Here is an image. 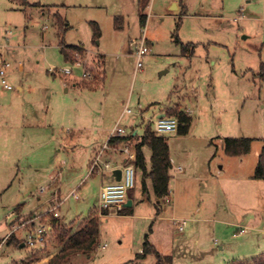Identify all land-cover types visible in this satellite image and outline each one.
Listing matches in <instances>:
<instances>
[{"label":"rangeland","instance_id":"rangeland-1","mask_svg":"<svg viewBox=\"0 0 264 264\" xmlns=\"http://www.w3.org/2000/svg\"><path fill=\"white\" fill-rule=\"evenodd\" d=\"M23 1L0 0V54L12 63L8 77L13 86L7 91L0 85V264H37L41 255L56 250L57 232L47 231L43 246L7 243L16 226H10L8 216L18 205L40 214L55 205L46 202L51 174L59 178L62 201L81 185V199L71 196L59 208L62 219L85 217L97 204L102 183L101 175L88 174L91 141L99 152L117 124L142 135L162 109L185 107L192 116L189 132L164 135L173 201L164 199L162 217L155 218L150 201L156 198L148 182L150 199L142 201L146 195L138 171L133 213L119 216L125 213L120 210L99 218L106 247L98 246L82 264H156L153 254L139 256L146 234L161 254L175 255L172 264H231L262 256V231L233 237L229 229L224 238L214 233V224L220 219L226 228L225 221L253 225L251 217L264 203V180L252 177L264 146V0H151L144 26L138 0ZM60 20L67 27L62 36ZM143 34L150 51L136 70V42ZM61 40L85 50L74 51L76 61H68ZM51 68H70L72 74L56 75ZM73 77L93 80L95 87L74 85ZM19 85L24 91L17 90ZM127 107L132 112L123 114ZM226 137L253 139L251 151L228 156ZM144 153L150 166V149ZM177 166L183 171L177 173ZM52 215L14 232L21 236L47 225ZM181 218L189 219L184 231L177 228ZM259 218L264 226V213ZM81 222L70 224L76 228Z\"/></svg>","mask_w":264,"mask_h":264},{"label":"trees","instance_id":"trees-1","mask_svg":"<svg viewBox=\"0 0 264 264\" xmlns=\"http://www.w3.org/2000/svg\"><path fill=\"white\" fill-rule=\"evenodd\" d=\"M151 0H138V12L139 19L142 26L146 24L147 14L145 10L149 6ZM117 20H122L121 17ZM61 23L60 34H65L67 27ZM94 26V37H100V30L96 23ZM61 51L68 61H76L73 54L74 51L84 49V46L80 45H68L61 40ZM191 47L187 45L186 47ZM261 78L264 79V65L261 69ZM78 86L93 88L94 81H81L77 83ZM168 116L175 117L178 120L177 131L179 134H186L189 132L192 122V117L183 110L176 108H169L166 111ZM128 140L135 153V159L133 161L135 171H140L142 174V191L149 195L150 189L148 182L151 185L152 192L156 198L154 206L156 208V215H160L162 211V201L170 195V185L172 175L170 174L171 163L165 162V159L169 158V144L168 138L164 135L156 134L151 124L145 127L142 135L133 134V131L129 132L124 137H115L110 140L111 143L120 144ZM253 139L246 137H226L224 138L223 149L225 154L228 156H243L248 154L252 148ZM148 147L151 151L150 155V166L147 163V158L144 153V148ZM254 179L264 180V146L259 154L258 161L256 164L255 171L252 176ZM135 187V186H134ZM134 187L129 189L128 194L132 197ZM132 207H124L122 210L125 212L131 211ZM121 210V211H122ZM109 211L107 209L102 210L103 215H107ZM55 226L58 230V240L62 243V248L55 254L50 260L49 264H71L74 257L84 255L90 256L95 252L99 246V235H100V221L99 217L91 214L76 227L72 224L62 225L57 217L54 219ZM151 230V227H150ZM8 245L20 246L22 241H18L13 234L9 237ZM149 254H153L157 262L156 264H172V255H163L157 248L149 241L148 234L144 237L142 252L139 254L141 257H146ZM231 264H264V256H258L253 258L251 261H239L234 260Z\"/></svg>","mask_w":264,"mask_h":264},{"label":"built area","instance_id":"built-area-1","mask_svg":"<svg viewBox=\"0 0 264 264\" xmlns=\"http://www.w3.org/2000/svg\"><path fill=\"white\" fill-rule=\"evenodd\" d=\"M137 49H136V57H137V69H140L143 66V58L144 56L150 51L147 39L145 35L143 34L140 41L136 42ZM12 67V63L6 59L2 55H0V85H2L7 90H12L13 86L10 84L8 79V70ZM53 73L56 75H71L72 70L70 68H64V69H50ZM90 74L86 71L84 72V77H88ZM132 110L130 108H125L124 113H131ZM152 123V129L153 131L158 135H166L170 134L172 132H175L178 128V120L175 117L168 116L165 114L163 117L156 116L155 118L151 119ZM128 133L125 131L124 128L119 126L118 124L112 129L111 134L109 136L108 141L101 146L100 151L96 154L95 158L91 162L89 174H99L101 176H104V173L106 171L108 172H114L116 169L122 170V176L119 181L114 182H104L100 186L99 191V203L101 209H107L113 214H117L120 210H122L125 207L126 197L128 195L129 189L133 188L136 184V171L133 164V161L135 159V153L133 151L132 145L128 140H125L124 142L120 143V150L125 155V160L123 164L118 165L116 162L110 161V160H103V155L107 149L115 145L114 143H111L110 140L115 137H124ZM177 172L183 171V168L181 166H177L175 168ZM73 195L74 192L72 193ZM77 196V195H75ZM67 199V198H66ZM59 208L60 203H56L54 206H52L51 209H49L45 213L37 214L31 219L25 223L18 224L15 226V229H13L10 233H14V231L18 228L25 227L27 223H35L39 221L43 216L50 212L55 217L59 216ZM189 222V219L187 218H181L178 220L177 228L179 231L185 230V227L187 226ZM248 230L245 226H239V230L234 234L235 236H238L240 234L246 233ZM48 231V227L45 224H39L35 226L33 229H30L27 231L26 234V243L32 247H38L43 246L45 244L46 239V233ZM215 242L217 243V239H215ZM106 244H104L102 247L104 248Z\"/></svg>","mask_w":264,"mask_h":264},{"label":"crops","instance_id":"crops-1","mask_svg":"<svg viewBox=\"0 0 264 264\" xmlns=\"http://www.w3.org/2000/svg\"><path fill=\"white\" fill-rule=\"evenodd\" d=\"M24 2V4H28V1L26 2L25 0L23 1ZM31 5V4H30ZM36 5V4H35ZM179 6H177V4H172L171 5V8H173V9H175L176 10V8H178ZM149 16H150V13L149 14H147V20H146V23H147V21H148V19H149ZM162 20H163V18H162ZM1 55V54H0ZM3 56V55H2ZM21 69H23L22 68V66L20 65L19 66V68H17V70L18 71H21ZM136 70H139V69H137V66H136V68H135ZM11 73V72H10ZM8 79H9V77H8ZM71 80H72V82H75L76 81V83L74 84V85H77V83L80 81V80H78L77 78H71ZM84 80V79H83ZM83 80H81V81H83ZM5 90H7V89H5ZM17 90L19 91V92H22V91H24V86H22V85H19L18 87H17ZM7 91H10V90H7ZM185 109H188L187 107H185ZM183 110V111H185L186 112V110ZM182 110V109H181ZM166 109L164 110V109H162L159 113H158V115L157 116H159L160 114H162V113H165L166 114ZM190 111V110H189ZM123 114H125L124 112H123ZM24 115V114H23ZM22 115V116H23ZM190 116H191V113L189 114ZM25 116V115H24ZM26 117V116H25ZM25 117H21L22 119V121H21V124L22 125H24L25 123H26V118ZM36 117H40V113L38 112L37 113V116ZM192 117V116H191ZM20 120V119H19ZM35 120V119H34ZM44 120L45 119H43V118H38L37 119V121H39L40 123L41 122H44ZM18 121V120H17ZM23 122V123H22ZM192 123V122H191ZM34 124V123H33ZM36 124L38 125L39 123H37L36 122ZM39 126V125H38ZM131 131H133V134H138V129H132ZM130 131V132H131ZM127 133H129V132H127ZM55 137V134H52V138H54ZM107 139H109V135L107 136V138H106V140H105V143H106V141H108ZM49 140H53V139H49ZM104 142H103V144H105ZM102 144V145H103ZM101 145V146H102ZM61 146V145H60ZM70 148H72V145H70ZM97 149H98V147L96 146V144H95V142L94 141H91V145H90V147H89V149H88V162H89V170H90V166H91V162H92V160H93V158L96 156V154L98 153V151H97ZM103 160L104 161H106V160H110V161H113V162H116L118 165H121V164H123V162H124V160H125V155L121 152V150H120V144H115V145H113L112 147H110L109 149H107L106 151H105V153H104V155H103ZM165 162H169V158L168 159H165L164 160ZM89 170H88V174H89ZM171 170V169H170ZM138 172V171H137ZM177 172V171H176ZM52 173V172H51ZM50 173V174H51ZM178 173V172H177ZM170 174H171V172H170ZM52 176H51V178H50V184H49V189H50V193H49V195H48V197H47V200H46V202L49 204V207H51L54 203L56 204V203H60V207H61V205H62V203L66 200V198L67 199H69L71 196H74V198L76 199V200H80L81 199V196L79 195V193H78V189L81 187V185L79 186V188H77V189H73V190H71L66 196H65V199H63V201L61 200V183L59 182V178L57 177V174H51ZM90 175V174H89ZM91 175H99V174H96V173H94V174H91ZM172 175V174H171ZM253 176V175H252ZM108 180H114V181H116V177H115V175H114V172L112 173V172H108V171H106L105 173H104V176H101V182L102 183H104V182H106V181H108ZM101 183V184H102ZM101 184H100V186H101ZM171 184H172V178H171V181L169 182V185L171 186ZM202 186H205V184H202ZM47 189V188H46ZM46 189H43V188H41V192H44V190H46ZM99 191H100V188H99ZM99 191H98V194H97V204L96 205H94V208L93 209H91L89 212H88V214H87V216H85V217H78L77 219H72V220H69L68 222H65L63 219H62V217H61V214L59 213V216L57 217V219L59 220V222L62 224V225H68V223L70 224L72 221H79V220H84L85 218H87L89 215H91V214H94V215H96V216H98L99 218H101V217H106V216H108L110 213H108L107 215H103L102 214V210L103 209H101V207H100V203H99ZM74 192V194L75 195H77V196H75V195H73L72 193ZM134 192H133V195H132V197H130L129 196V194L127 195V197H126V201H128V200H132V205L131 206H129V207H132V209H131V211H129V212H125L124 214H118L119 216H127V215H131L132 213H133V208H134V206L136 205L135 204V201H134ZM147 197H146V196ZM143 196H145V198H143L142 199V201H148L150 198H149V195H147V194H145V193H143ZM172 197V192H171V190H170V195L166 198L169 202H172L173 201V198H171ZM41 199V197H38V200H40ZM150 203L154 206V202H152V201H150ZM154 208H155V206H154ZM155 210H156V208H155ZM59 211V210H58ZM162 211H163V208H162ZM162 211H161V213H162ZM40 212H42V211H37V210H29V211H25V208H24V206H23V204H20V205H18L16 208H15V212H12V213H10L9 214V218H13L12 219V221H11V223H10V226H15V225H18L19 224V221L18 220H21V219H24V218H27V217H29L30 215L32 216V215H37V214H40ZM176 212V210H175V207L173 206V213H175ZM197 212L198 213H200L201 212V209H197ZM161 213H160V215H156V212H155V218H157L158 216H159V218H161L162 217V215H161ZM262 213H264V203L262 204V207H260V210H258L257 211V214L256 215H252V220L254 219L255 220V224H253V225H248V223H243V221H240L239 223H237V221H225L224 223H225V225L228 227V228H226V227H224L223 225H221V224H223L222 223V221H220V219H217L218 220V224H214V233L215 234H217V233H222V235H224V238L226 237V235H227V233H228V231H229V229H230V235H232L233 237H235V233L236 232H234V230H235V228H238L240 225H242V226H245V227H247L248 228V230H247V232L246 233H248L249 231H250V229H252V230H260V231H262L263 233H264V226H262V225H260V222L258 221V219H260L259 217L261 216V214ZM113 214V213H112ZM47 215V214H46ZM51 215V214H50ZM149 216H151V215H149ZM48 217H50V216H48ZM56 217L54 216V215H52L50 218H48V221L50 220V222H48V224H47V227H48V232H51V233H54V232H57V234H58V230H57V228H56V226H55V223H54V219H55ZM173 220H175L176 218H174V216H173V218H172ZM178 220V219H177ZM203 220H205V221H211V219H209V218H205V219H203ZM220 224V225H219ZM240 224V225H239ZM21 228H27L26 226L25 227H21ZM26 230V229H25ZM29 229H27L26 230V233L25 234H23V235H21V236H18L17 234H16V232H14L13 233V235L15 236V238L16 239H22V244L20 245V247H25L26 246V234H27V231H28ZM184 231V230H183ZM245 234V233H244ZM241 235V234H240ZM239 236V235H238ZM100 237H101V234L99 235V246H100V248H103L102 246L104 245V244H106V243H104V244H101V241H100ZM56 239H57V244H55V249L56 250H54L51 254H49V255H46V256H40V260H39V262L37 263V264H49V260L55 255V254H57L59 251H60V249L62 248V243H60L59 242V240H58V237H57V235H56ZM215 239H217V238H214V243L215 244H217V243H219V241H218V239H217V243L215 242ZM195 242H196V244L197 245H199L200 243H199V240L198 239H196L195 240ZM154 246H155V244H153ZM13 246V245H12ZM106 247V246H105ZM104 247V248H105ZM221 247V249H223V246H220ZM202 249V248H201ZM204 251V250H203ZM142 252V248H140V250H139V254ZM259 253H261L262 255H264V252H262V251H259ZM173 256H175L174 254H172V257ZM259 256V255H258ZM257 257V256H256ZM83 258V259H82ZM92 258V255H90V256H84V255H80V256H76V257H74V259H73V262L71 263V264H82V263H85V262H87V261H89L90 259ZM24 259H26V257L24 258ZM21 260H23V259H21ZM18 261H15V263H17ZM173 262H175V259H174V257H173ZM14 263V264H15Z\"/></svg>","mask_w":264,"mask_h":264},{"label":"water","instance_id":"water-1","mask_svg":"<svg viewBox=\"0 0 264 264\" xmlns=\"http://www.w3.org/2000/svg\"><path fill=\"white\" fill-rule=\"evenodd\" d=\"M163 116H165V113H162L159 115V117H163ZM114 175L116 177V180L119 181L121 179V176H122V170L121 169L114 170ZM131 205H132V200H128L125 202L126 207H129Z\"/></svg>","mask_w":264,"mask_h":264}]
</instances>
